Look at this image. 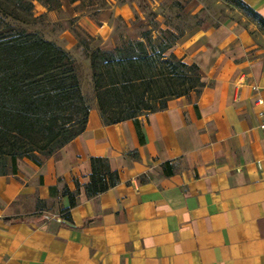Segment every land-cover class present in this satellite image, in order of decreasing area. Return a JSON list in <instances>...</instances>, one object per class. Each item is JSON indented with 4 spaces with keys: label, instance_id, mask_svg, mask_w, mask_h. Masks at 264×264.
<instances>
[{
    "label": "crops",
    "instance_id": "obj_1",
    "mask_svg": "<svg viewBox=\"0 0 264 264\" xmlns=\"http://www.w3.org/2000/svg\"><path fill=\"white\" fill-rule=\"evenodd\" d=\"M240 1L264 18V0ZM128 10L79 23L110 51L116 15L138 39ZM254 30L183 33L170 52L196 64L205 86L139 117L143 142L134 121L105 125L94 104L57 156L18 159L0 176V264H264V46ZM64 38L69 49L75 40ZM91 157L106 158L119 181L87 198ZM65 188H78L71 208Z\"/></svg>",
    "mask_w": 264,
    "mask_h": 264
},
{
    "label": "trees",
    "instance_id": "obj_2",
    "mask_svg": "<svg viewBox=\"0 0 264 264\" xmlns=\"http://www.w3.org/2000/svg\"><path fill=\"white\" fill-rule=\"evenodd\" d=\"M235 1L264 27V18ZM32 10L31 0H0V176L16 173L18 159L40 166V157L57 156L85 130L90 110L70 53L27 30ZM137 36L118 35L112 50L97 45L87 56L101 121L115 125L130 119L143 142L139 117L164 110L172 98L198 96L205 84L196 64L182 62L170 52L182 34L169 26H140ZM130 154L137 157L136 152ZM90 165L84 186L87 198L117 185L118 173L106 158L91 157ZM77 192L78 188L62 192L69 197L70 208Z\"/></svg>",
    "mask_w": 264,
    "mask_h": 264
},
{
    "label": "rangeland",
    "instance_id": "obj_3",
    "mask_svg": "<svg viewBox=\"0 0 264 264\" xmlns=\"http://www.w3.org/2000/svg\"><path fill=\"white\" fill-rule=\"evenodd\" d=\"M31 1L33 21L26 25L27 30L36 32L70 53L88 106L96 105V97L90 80L87 53L99 45L101 39L91 36L86 26L79 22L87 17L96 26H101L102 22L107 23L115 16L110 11L112 5L128 7L129 22L138 25L136 35L140 26L149 29H165L169 26L175 33L183 35L197 26L211 29L225 23H234L246 29L255 28L251 33L252 38L258 45L264 46V27L235 0H58V4L50 5L46 0ZM116 17L119 23L111 34L113 43L118 35L127 36L125 27L128 22L121 14ZM127 33L132 34V29H128ZM69 34L75 42L66 49L68 44L64 35Z\"/></svg>",
    "mask_w": 264,
    "mask_h": 264
},
{
    "label": "built area",
    "instance_id": "obj_4",
    "mask_svg": "<svg viewBox=\"0 0 264 264\" xmlns=\"http://www.w3.org/2000/svg\"><path fill=\"white\" fill-rule=\"evenodd\" d=\"M257 116H259V119H260L258 127L260 130L264 131V109H261L260 111H258Z\"/></svg>",
    "mask_w": 264,
    "mask_h": 264
}]
</instances>
